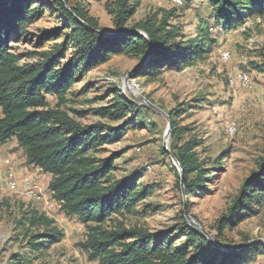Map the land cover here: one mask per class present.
Wrapping results in <instances>:
<instances>
[{"label": "trees", "instance_id": "1", "mask_svg": "<svg viewBox=\"0 0 264 264\" xmlns=\"http://www.w3.org/2000/svg\"><path fill=\"white\" fill-rule=\"evenodd\" d=\"M47 1L0 0V147L16 141L27 164L52 177L49 189L54 198L68 216L77 218L88 230L83 247L89 260L98 264H244L247 255L254 260L263 256L262 244L225 254L214 248L204 233L186 224L175 235L113 221L115 216L135 214L149 191L138 184L137 175L125 179L114 176L118 154L108 158L98 154L127 133L130 123L142 118L148 108L114 91L109 104L96 111L102 117L122 121L114 128L101 123L82 125L61 109L83 77L115 56L133 57L140 63L148 58L132 77H153L162 69L181 71L205 63L218 43L214 30L200 19L198 35L187 39L180 27L172 25L177 18L174 10L157 11L130 27L143 0H115L107 4L115 36L106 37L97 33L104 30L84 5L103 0H52L62 23L35 36V51L29 54L34 60L26 62L27 55L12 46L46 17ZM186 1L189 5L208 3L219 32L241 27L253 17L264 19V0ZM252 67L264 74V63H252ZM52 97L59 101L56 108L50 107ZM71 112L83 118L93 111ZM184 112L185 108L178 106L168 113L169 150L180 164L188 196L207 195L209 173L196 151L199 143L191 140L181 145L184 130L176 118ZM161 151L170 158L163 147ZM173 169L181 191L179 172L175 166ZM263 200L264 161L259 171L244 181L228 213L217 221L219 236L257 216V205L263 206ZM109 221L114 224L107 226ZM19 224L24 228L28 253L14 256L11 264H44L43 257L63 233L53 220L35 211Z\"/></svg>", "mask_w": 264, "mask_h": 264}, {"label": "rangeland", "instance_id": "2", "mask_svg": "<svg viewBox=\"0 0 264 264\" xmlns=\"http://www.w3.org/2000/svg\"><path fill=\"white\" fill-rule=\"evenodd\" d=\"M114 1L84 4L90 16L98 20L99 27L107 32L115 31L113 17L107 9V4ZM46 3V17L31 28L26 38L16 39L12 46L18 53L27 55L26 62L34 60L29 54L35 51V36L62 23L52 0ZM160 10L175 11L177 18L172 20V25L180 27L187 39L198 35L199 20L203 19L214 30L213 37L218 41L209 59L181 71L171 67L153 77L130 76L127 83L128 73L140 62L133 57L115 56L83 77L61 109L82 125L101 123L114 128L122 121L102 117L96 111L109 104L116 90L129 99L143 97L167 114L178 106L185 108L186 112L176 118L184 130L181 145L191 140L199 143L196 151L209 173L208 194L188 196L185 189L180 191L173 162L161 151L168 121L149 107L142 112V118L130 123L127 133L117 142L104 146L98 154L100 158L118 154L114 176L125 179L137 175L138 184L149 191L135 214L115 216L113 221L140 226L152 233L179 235L176 234L179 228L185 224L190 226L182 214L186 207L187 213L203 226L214 242L222 245L219 251L225 254L243 251L247 248L244 246H254V242L264 240V205H257V216L227 229L223 237L219 236L216 223L228 213L244 181L259 171L264 161V74L252 67V63H264V19L253 17L241 27L219 32L208 3L189 5L182 0L178 6L175 0H143L129 26ZM221 52H228L230 60L223 62ZM242 74L249 76L251 87L240 84L232 87L230 80ZM49 104L56 108L59 101L52 97ZM72 110L93 112L79 118ZM229 124L237 128L233 137L227 131ZM26 178L34 182L39 199L13 189L12 184L16 183L21 191ZM51 179L26 163L23 151L14 140L0 147V264H11L14 256L28 253L24 228L19 223L33 211L53 220L63 233V238L43 257L44 264H98L89 260L83 247L87 228L62 209L49 189ZM111 224L112 221L107 226ZM246 258L244 264H264V255L255 260L248 255Z\"/></svg>", "mask_w": 264, "mask_h": 264}, {"label": "water", "instance_id": "3", "mask_svg": "<svg viewBox=\"0 0 264 264\" xmlns=\"http://www.w3.org/2000/svg\"><path fill=\"white\" fill-rule=\"evenodd\" d=\"M97 33L103 35V36H106V37H114L115 34L112 33V32H107V31H97ZM135 34L139 35V36H142V37H146V35L142 32V31H139V30H135L134 31ZM151 45V48H152V44L150 43ZM148 61V58H146L142 63L139 64L138 67H136L135 69H133L132 71H130L126 77V82L127 83H130L129 81V77L132 76V74H134L137 70H139L144 63H146ZM133 99H134V102L137 103L138 105L140 106H145L147 108H151L153 111L157 112L159 115L163 116L167 121H168V128H167V131L165 133V136H164V145H163V148L165 151L168 152L169 156H170V159L171 161L173 162V165L176 167V169L178 170L179 172V175H180V185H181V189L182 191H184V183H183V172L181 170V167H180V164L179 162L177 161V159L175 158V156L170 152L169 148H168V142L170 140V135H171V120H170V117L167 113L163 112L162 110H160L159 108L155 107L154 105H152L147 99L143 98V97H140V98H137L135 96H133ZM140 99L146 103L145 105H143V103L140 101ZM184 215H185V218L186 220L188 221V223L190 224V226L200 230L202 233H204V235L207 236L208 240L211 242L212 246L216 249H223L220 245H218L216 242H214V240L212 239V236L210 234H208L203 228L202 226L200 225V223H198L194 218H192L188 213H187V210H186V207L184 208ZM257 245V244H262L264 245V240H260V241H257V242H254L252 245ZM248 246H251V245H246L244 246L243 248L245 247H248ZM232 252V251H231Z\"/></svg>", "mask_w": 264, "mask_h": 264}, {"label": "built area", "instance_id": "4", "mask_svg": "<svg viewBox=\"0 0 264 264\" xmlns=\"http://www.w3.org/2000/svg\"><path fill=\"white\" fill-rule=\"evenodd\" d=\"M175 4L178 5V6L182 5V0H175ZM220 55H221V60L223 62L229 61L230 58H231V56H230V54L228 52H221ZM239 84L242 85L245 88L246 87H251L249 76L247 74H242L238 78L230 80V85L232 87L238 86ZM227 131H228L229 136L233 137L236 134V132H237V128H236L235 124H229L227 126ZM12 186H13V189H15V191L21 192V193L25 194L29 198H35V199H37V198L39 199L40 198L39 196H37L38 193L36 192V189L34 187V182H32L29 178L25 179L23 185L21 186L22 187L21 191H19L20 190V186L18 187L16 185V183H13Z\"/></svg>", "mask_w": 264, "mask_h": 264}, {"label": "crops", "instance_id": "5", "mask_svg": "<svg viewBox=\"0 0 264 264\" xmlns=\"http://www.w3.org/2000/svg\"><path fill=\"white\" fill-rule=\"evenodd\" d=\"M213 20V19H212ZM16 142V141H15ZM9 144V143H8ZM8 144H6V145H8ZM16 144H17V142H16ZM5 146V145H4ZM18 146V145H17ZM23 155H24V153H23ZM24 158H25V160H26V163H27V159H26V157H25V155H24ZM30 166V165H29ZM31 167H34V166H31ZM36 168V167H35ZM38 169V168H37ZM38 170H40V169H38ZM48 176H50V175H48Z\"/></svg>", "mask_w": 264, "mask_h": 264}]
</instances>
